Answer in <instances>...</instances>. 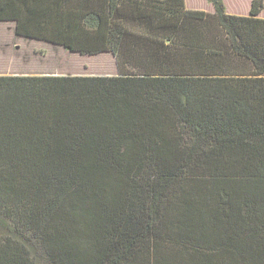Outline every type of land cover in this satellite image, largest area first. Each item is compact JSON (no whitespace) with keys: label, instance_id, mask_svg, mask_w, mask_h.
Segmentation results:
<instances>
[{"label":"trees","instance_id":"16d2710c","mask_svg":"<svg viewBox=\"0 0 264 264\" xmlns=\"http://www.w3.org/2000/svg\"><path fill=\"white\" fill-rule=\"evenodd\" d=\"M207 1L0 0L80 55L172 39L146 74L0 75V264H264V0Z\"/></svg>","mask_w":264,"mask_h":264},{"label":"crops","instance_id":"0c3cea01","mask_svg":"<svg viewBox=\"0 0 264 264\" xmlns=\"http://www.w3.org/2000/svg\"><path fill=\"white\" fill-rule=\"evenodd\" d=\"M240 1L234 0L231 6H228L226 0H222L225 8V13L227 15L233 16H248L251 2L252 0H245L244 8L240 11ZM193 0H184V6L188 10L193 11H203L206 13H213L214 9L212 5L207 0H198V3H192ZM202 2V5L199 7V3ZM75 7L77 5L75 4ZM264 10V9H263ZM261 11L259 17L264 19V11ZM1 23H9L12 25L14 31L16 28V24L13 21L1 22ZM157 26L156 24H154ZM155 26H125L127 29L135 32L145 31L147 29H155ZM16 34V33H15ZM17 36V35H16ZM19 37V36H17ZM21 39L27 41H33L36 43H43L49 47L61 49L68 53L70 57H79L82 61H87L90 63L87 65L82 63L81 70H78V66H74L72 70L69 72H63L67 70L66 68L63 71H59L62 65H58L57 63H51L49 66L44 63H39L38 67L39 73H29L28 71L22 73L15 74H4L7 76L11 75H30V76H119L120 71L118 67V62H123L126 64H133L134 62L139 63V65H127V70L131 73L135 74H146L147 72L155 71L157 64H160L166 59L163 57L162 49L163 46H172V39H161L156 36L153 37L151 35L145 33H134L128 35L125 40H123V47L120 48V52L118 53L119 59L117 56L112 54L111 52H102L96 55H80L79 53L69 51L67 48L56 45L46 41H40L35 39H26L23 37H19ZM63 55H65L63 53ZM92 63V64H91ZM93 67V68H92ZM92 68V69H91ZM68 71V70H67ZM146 72V73H145ZM122 73V72H121Z\"/></svg>","mask_w":264,"mask_h":264},{"label":"rangeland","instance_id":"374dc122","mask_svg":"<svg viewBox=\"0 0 264 264\" xmlns=\"http://www.w3.org/2000/svg\"><path fill=\"white\" fill-rule=\"evenodd\" d=\"M233 1L226 0V3H228V6H231ZM192 3H198V0H193ZM201 5L202 2L198 6L200 7ZM244 5L245 0H241L240 11L244 8ZM210 21L212 22V20ZM1 22L8 21H0V75L26 71L29 73H39V63H44L48 66L51 63H57L58 65H62L61 68H63L59 71H63L66 68L68 71L65 70L63 72H71L74 71L72 70L74 66H78L77 69L81 70L82 63H87V61H82L79 57H70L68 53H65L61 49L21 39L16 36L11 24Z\"/></svg>","mask_w":264,"mask_h":264}]
</instances>
